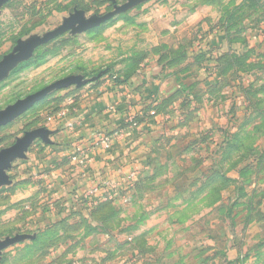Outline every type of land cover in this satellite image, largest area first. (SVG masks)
I'll return each instance as SVG.
<instances>
[{
  "label": "rangeland",
  "instance_id": "1",
  "mask_svg": "<svg viewBox=\"0 0 264 264\" xmlns=\"http://www.w3.org/2000/svg\"><path fill=\"white\" fill-rule=\"evenodd\" d=\"M229 2L231 20H244L252 27L259 18L264 20V0ZM178 4L179 0L4 1L0 61L69 23L0 73V111L49 88L0 126V153L30 132L48 131L44 140L33 141L53 145L47 136L55 132L58 113L67 106L87 105L97 95L91 94L93 86L124 81L153 51L177 52L178 47L167 50L159 44L148 49L146 45L160 41L169 30L170 11ZM255 33L259 45L248 48L247 55L257 62L255 67L245 63L242 68L251 70L255 89H249L250 97L264 100V30ZM255 109L245 130L233 137L229 147L233 150L228 153L217 156L204 150L202 156L196 155L192 141L186 146L185 161L177 154L135 182L136 173L129 174L118 189L104 185L107 191L97 196L101 188L96 186L65 207V213L83 211L86 217L39 220L38 214L23 210L21 204L9 209V193L17 181L5 169L7 182L0 184V243L12 241L0 248V264H242L248 251L228 250L229 240L242 241V231L248 228L247 243L256 247L264 240L257 234L258 229L264 231V183L245 185L264 177V171H259L264 162V103ZM134 118L127 116V121L134 125ZM225 161L235 171L226 169ZM250 164L256 167H250L241 180L237 167ZM248 195L249 201L240 200ZM246 207L251 214L248 221L254 222L250 226L243 217Z\"/></svg>",
  "mask_w": 264,
  "mask_h": 264
},
{
  "label": "crops",
  "instance_id": "2",
  "mask_svg": "<svg viewBox=\"0 0 264 264\" xmlns=\"http://www.w3.org/2000/svg\"><path fill=\"white\" fill-rule=\"evenodd\" d=\"M204 1L179 0L168 17L169 30L160 41L146 45L148 49L159 44L167 50L178 47L177 52L153 51L123 82L93 86L97 92L91 94L97 95L87 105L67 106L58 113L55 132L47 136L53 145L38 139L14 159L7 168L17 181L9 193V209L21 204L23 210L38 214L39 220L86 217L83 211L65 213V207L78 202L90 188L100 186L98 196L107 191L104 185L118 189L125 177L136 173L135 182L177 154L185 161L186 146L192 141L200 156L204 150L217 156L233 150L229 148L233 137L255 116V106L264 103L250 97L249 89H255L251 70L242 68L245 63L255 67L257 61L248 58L247 50L259 45L255 31L264 30V20L259 18L252 27L244 20H231L229 0ZM127 116H134L136 124H130ZM99 132L110 135L108 145L99 143ZM223 163L235 171L233 165ZM253 164L237 167L241 180L250 167H256ZM259 171L263 173L264 162ZM262 182L263 175L245 185ZM249 197L240 200L249 201ZM243 213L248 226L254 223L248 221L247 207ZM257 232L264 239V231ZM250 237V229L243 230V240H229L227 249L248 251L247 256L241 255L242 264H264V240L253 247L247 243Z\"/></svg>",
  "mask_w": 264,
  "mask_h": 264
},
{
  "label": "water",
  "instance_id": "3",
  "mask_svg": "<svg viewBox=\"0 0 264 264\" xmlns=\"http://www.w3.org/2000/svg\"><path fill=\"white\" fill-rule=\"evenodd\" d=\"M6 0H0V5ZM71 22V21H70ZM68 22H65L56 30L46 34L45 36L34 40L30 44L26 46H22L19 48L18 52L4 58L0 61V73L4 70L12 66L18 60H20L23 56H25L33 47L43 43L54 36H56L66 25ZM86 27V26H85ZM49 88H45L42 91L30 95L23 100H18L15 104L8 106L5 110L0 111V126L8 123L16 116H18L27 106L31 104L34 99L40 98ZM48 131H37L30 132L26 135V137L20 141H18L14 146L9 149L3 150L0 153V184L7 182L6 177L4 175V170L9 168L10 163L17 157L23 156L24 151L28 148V146L32 143L33 139L36 137H41V139H45ZM11 239H6L5 241L0 243V248H3L7 243L11 242Z\"/></svg>",
  "mask_w": 264,
  "mask_h": 264
},
{
  "label": "built area",
  "instance_id": "4",
  "mask_svg": "<svg viewBox=\"0 0 264 264\" xmlns=\"http://www.w3.org/2000/svg\"><path fill=\"white\" fill-rule=\"evenodd\" d=\"M133 124L135 125L136 122L133 121ZM98 136H99V142H100V144H103V145L106 146V145H108L111 142V137L107 133L99 132L98 133ZM95 190H96V187L90 188L89 189V193H92ZM88 204L90 205V202Z\"/></svg>",
  "mask_w": 264,
  "mask_h": 264
},
{
  "label": "trees",
  "instance_id": "5",
  "mask_svg": "<svg viewBox=\"0 0 264 264\" xmlns=\"http://www.w3.org/2000/svg\"><path fill=\"white\" fill-rule=\"evenodd\" d=\"M231 60H232V59H230L229 61L231 62ZM233 62H235V61L233 60ZM127 76H128V75H127ZM124 80H125V79H124ZM118 82H123V81H118Z\"/></svg>",
  "mask_w": 264,
  "mask_h": 264
}]
</instances>
